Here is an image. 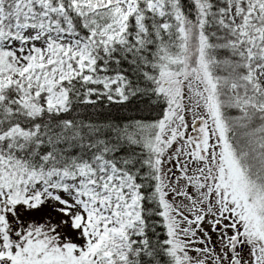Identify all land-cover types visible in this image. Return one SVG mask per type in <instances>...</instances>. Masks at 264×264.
Listing matches in <instances>:
<instances>
[{"label": "snow or ice", "instance_id": "obj_1", "mask_svg": "<svg viewBox=\"0 0 264 264\" xmlns=\"http://www.w3.org/2000/svg\"><path fill=\"white\" fill-rule=\"evenodd\" d=\"M0 264H264V0H0Z\"/></svg>", "mask_w": 264, "mask_h": 264}]
</instances>
